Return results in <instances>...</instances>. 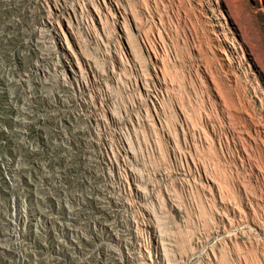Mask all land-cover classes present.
<instances>
[{
  "label": "rangeland",
  "instance_id": "374dc122",
  "mask_svg": "<svg viewBox=\"0 0 264 264\" xmlns=\"http://www.w3.org/2000/svg\"><path fill=\"white\" fill-rule=\"evenodd\" d=\"M206 1L0 0V264H104L105 247L113 263L264 264V0H227L246 58ZM47 11L68 33L50 60L70 69L68 53L83 80L65 112L35 87L19 126Z\"/></svg>",
  "mask_w": 264,
  "mask_h": 264
},
{
  "label": "bare ground",
  "instance_id": "6f19581e",
  "mask_svg": "<svg viewBox=\"0 0 264 264\" xmlns=\"http://www.w3.org/2000/svg\"><path fill=\"white\" fill-rule=\"evenodd\" d=\"M207 1L210 5V9L213 12L211 14V17H213L212 26L214 27L215 30H218L217 31L218 34L216 33V35H218L219 37L218 40L221 38L220 40L225 41V43H227V45L230 46L231 50L235 51L236 53L237 52L239 53L241 51L243 58H246L245 50H249L248 48L249 45L244 38L240 25L239 26L237 25L238 26L237 30L240 33L241 39H239L237 43L234 41L235 36L232 29L229 28V26H227L229 18L234 17L231 6L228 3V1L227 0H207ZM222 6L225 8V10L222 8ZM225 11H227V14ZM61 17L62 14L58 11L45 12L43 21L36 28L35 37L33 39L31 38L33 40V44L36 46L38 50V56L35 64L29 70H26L24 75L22 74L23 77L21 78V80L25 84V96L22 106L19 109V116H18L19 126L20 125L25 126L27 122L26 120L27 118H29L30 105L34 99L33 90L35 87H38L42 95L49 97L52 100V102L55 103V105L60 111L65 112L70 104L69 103L70 97L68 98V95L66 94V90L68 91V88H73L75 82L80 83L81 80H83L80 69H78L75 66L74 62L70 59L68 53L64 52L63 57H65L68 60V63L70 64V69H68V67L64 68L63 66V69L59 70L60 68L58 69L57 67V64L59 62L56 63L50 60L53 56L54 50L64 47V42L68 43V33L66 31V27L64 23L61 21ZM234 22L236 24L235 20ZM242 45L245 47H243ZM257 66L260 72L264 73V68L260 65ZM90 120L93 123L98 122V119L96 117H92ZM18 167L19 168L15 169L12 173L13 175H15V177H17L18 173H23V170L25 168L22 165H19ZM47 178L50 177L47 176ZM43 183H44V177L41 179V181L35 183V186L37 188H40V186H43ZM92 193H96L97 198L100 200L101 203H103V205L104 204L106 205V203L108 202L109 204L116 202L109 188L93 186ZM66 196L67 197L63 198V200L67 202L69 208L67 207L68 209L66 210V218L64 223L68 224L69 220L73 219L76 213L73 204H71L73 202V197L71 195H66ZM74 198L78 200V197L74 196ZM14 215L15 216H11L10 218L7 219L11 223L13 222L14 224L11 225L10 228L11 231L5 233V237H3L2 239L3 240L2 244L4 243L6 244L7 242L15 238L16 234L14 232L19 233V230H17L16 228H18L19 225H23L25 222L20 212ZM74 232L76 235H80V231H77V229H75ZM109 249L110 247H105L104 251H100L101 255L100 254L99 255L102 257L104 264H145V262L140 259V256L132 255V253L130 254L129 251L121 253L120 261L113 263L110 258L111 253L108 251Z\"/></svg>",
  "mask_w": 264,
  "mask_h": 264
}]
</instances>
